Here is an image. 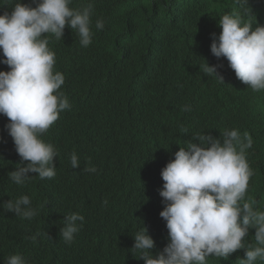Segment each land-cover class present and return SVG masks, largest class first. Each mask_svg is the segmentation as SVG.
I'll return each mask as SVG.
<instances>
[{
    "label": "trees",
    "instance_id": "obj_1",
    "mask_svg": "<svg viewBox=\"0 0 264 264\" xmlns=\"http://www.w3.org/2000/svg\"><path fill=\"white\" fill-rule=\"evenodd\" d=\"M253 1L262 12V3ZM20 2L35 7L39 0ZM89 3L92 23L104 21L102 30H94L91 45L79 46L75 30L67 25L60 40L50 36L54 71L65 76L60 91L70 107L42 138L56 146L60 155L63 150L91 152L105 139L137 147L143 155L140 172L145 174V190L134 200L122 193L124 206L108 196L95 199L90 211L80 213L82 227L66 244L58 234L61 219L69 213L61 190L68 180L87 173L85 166L73 169L58 155L55 178L41 180L34 173L23 185L15 184L8 174L22 160L10 152L14 146L3 129L8 119L0 114V201L21 193L38 210L19 229L26 246L9 248L4 231L0 232V264L14 254L24 256L28 264H145L137 258L139 253L137 257L132 253L134 234L141 227L153 237L152 253L157 256L170 242L166 221L160 216L165 207L159 194L164 184L161 172L181 147L187 148L190 141L199 143L193 139L195 133L222 139V132L238 129L252 137L246 158L254 175L246 198L254 199L255 207L264 211V91H253L237 78L226 58L217 59L211 53V34L218 36L222 31L220 16L241 9L242 0H72L70 7ZM13 7L8 0H0V14L10 13ZM149 55L153 56L147 62ZM146 63L153 69L142 84L138 78ZM206 63L219 65L223 80L215 74L204 76L200 65ZM9 70L0 63V71ZM140 90L143 96L138 95ZM186 105L190 111L182 110ZM148 117L156 121L147 133ZM44 216L51 221L48 228ZM255 231L250 229L246 243H254ZM32 236H37L35 241ZM244 257L245 249H238L227 259L210 255L206 264H241Z\"/></svg>",
    "mask_w": 264,
    "mask_h": 264
},
{
    "label": "clouds",
    "instance_id": "obj_2",
    "mask_svg": "<svg viewBox=\"0 0 264 264\" xmlns=\"http://www.w3.org/2000/svg\"><path fill=\"white\" fill-rule=\"evenodd\" d=\"M8 3L14 5L12 11L0 14V50L4 57L0 63L10 69L0 71V114L8 118L3 129L14 146L10 152L22 160L8 176L17 185H23L34 173L41 180H51L57 173L58 155L73 169L85 166L87 173L68 180L61 190L63 206L69 213L61 219L58 234L70 244L84 221L80 213L90 211L95 199L108 196L124 206L127 201L119 198L122 193L134 200L144 192L142 151L118 139H105L91 152L70 154L63 150L60 155L56 146L42 138L70 107L68 97L60 91L65 76L54 71L56 57L49 47L50 36L60 40L67 25L78 35L75 42L87 47L94 30L104 28V21L92 23L91 3L83 8L70 7L72 0H39L35 7L20 0ZM259 3L262 12L253 0H242L240 10L220 16L222 31L218 36L211 34V53L217 59L226 58L237 78L253 91L263 92L264 0ZM218 67L200 65L205 74L223 80ZM182 110L190 111V106ZM155 121L147 118V133ZM193 139L199 143L190 141L187 148L181 147L161 172L164 184L159 194L165 207L160 216L166 221L170 242L154 256L155 241L148 229L141 227L134 234L133 255L139 253L137 258L145 264H206L210 255L227 259L238 249H245L241 264L264 261V211L255 207L254 199L246 198L254 175L246 158L252 137L232 129L222 132V139L205 133H195ZM36 215L38 210L27 195L19 193L14 199L0 201V232L4 231L9 248L26 246L19 229ZM42 218L47 228L51 226L48 216ZM253 228L254 243H246ZM48 236L49 231L46 242ZM36 238L31 237L33 241ZM4 260L5 264H28L21 254Z\"/></svg>",
    "mask_w": 264,
    "mask_h": 264
},
{
    "label": "bare ground",
    "instance_id": "obj_3",
    "mask_svg": "<svg viewBox=\"0 0 264 264\" xmlns=\"http://www.w3.org/2000/svg\"><path fill=\"white\" fill-rule=\"evenodd\" d=\"M126 2L128 3V0H126ZM136 2V0H134V3ZM233 4H235V1H233V3H232V5ZM237 5V4H236ZM116 8V7H115ZM231 9L232 8H230L229 9V11H231ZM111 10V9H110ZM235 10H240V9H235ZM118 16V15H117ZM254 22V21H253ZM182 29H184V28H179L178 30H182ZM183 35H181L180 37H183L184 35H185V32L184 33H182ZM72 36V35H71ZM127 49H133V48H127ZM152 56L153 55H149L148 56V60H147V62L149 61V60H151V58H152ZM153 69V65H149L148 63H146V72L144 71L141 75H140V77L138 78V82L140 81L142 84L143 83H145V82H147L148 80H149V76H150V74H151V72H150V70H152ZM142 75H143V77H142ZM144 75H146L145 76V78H144ZM149 75V76H148ZM203 75L205 76L206 74L205 73H203ZM234 76V75H233ZM238 83H240V82H238ZM243 83V82H242ZM148 86H150V84L148 85ZM142 89H144V88H142ZM139 93L140 94H138L139 96H143L142 94H144V91L143 90H140L139 91ZM8 119V118H7ZM143 195V194H142ZM141 195V196H142ZM59 200V198L57 199V201ZM60 204H61V201H60V203L58 204V206H59V208L61 207L60 206Z\"/></svg>",
    "mask_w": 264,
    "mask_h": 264
}]
</instances>
